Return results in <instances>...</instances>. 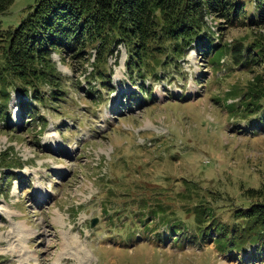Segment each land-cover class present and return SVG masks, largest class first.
<instances>
[{"label":"rangeland","instance_id":"obj_1","mask_svg":"<svg viewBox=\"0 0 264 264\" xmlns=\"http://www.w3.org/2000/svg\"><path fill=\"white\" fill-rule=\"evenodd\" d=\"M35 1L14 0L1 27L16 26ZM241 36L248 29L233 27L223 41ZM91 53L51 54L64 99L30 106L29 96L10 92L0 153L17 165L2 171L10 181L0 179V264H264V245L220 248L218 234L203 235L186 211L207 200L230 224L249 201L242 193L264 187V129L237 107L251 71L228 50L211 64L187 48L170 66H154L156 77H140L119 44L102 84L88 74ZM152 200L186 227L172 232L160 213L150 216Z\"/></svg>","mask_w":264,"mask_h":264},{"label":"trees","instance_id":"obj_2","mask_svg":"<svg viewBox=\"0 0 264 264\" xmlns=\"http://www.w3.org/2000/svg\"><path fill=\"white\" fill-rule=\"evenodd\" d=\"M13 1L0 0V13ZM239 26L247 28L249 36L224 42L225 32ZM119 44L126 48L128 70L140 77L156 75L154 66H170L187 48L200 49L211 64L215 55L228 50L234 64L252 73L240 94L239 115L255 118L264 129V0H36L16 26L4 29L0 21V127L8 128L7 105L13 90L29 96L30 106L32 101L54 103L65 98L64 77L52 60L53 52L88 60L93 49L88 74L105 84L106 59ZM15 165L8 151L1 152L0 179L10 181L13 173L2 171ZM242 194L249 201L234 209V222L218 221L202 199L186 208L193 215L192 225L202 228L203 235L217 233L213 241L220 248L263 246L264 187ZM147 208L150 216L160 213L158 218L169 223L172 232L186 227L157 200ZM145 215L140 208L138 217Z\"/></svg>","mask_w":264,"mask_h":264},{"label":"water","instance_id":"obj_3","mask_svg":"<svg viewBox=\"0 0 264 264\" xmlns=\"http://www.w3.org/2000/svg\"><path fill=\"white\" fill-rule=\"evenodd\" d=\"M95 221H96V220H95V218H94V219H92V220H91V224H93Z\"/></svg>","mask_w":264,"mask_h":264},{"label":"bare ground","instance_id":"obj_4","mask_svg":"<svg viewBox=\"0 0 264 264\" xmlns=\"http://www.w3.org/2000/svg\"><path fill=\"white\" fill-rule=\"evenodd\" d=\"M76 246V245H75Z\"/></svg>","mask_w":264,"mask_h":264}]
</instances>
